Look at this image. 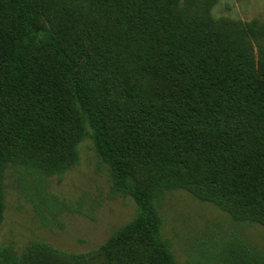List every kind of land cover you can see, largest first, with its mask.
<instances>
[{
  "label": "trees",
  "instance_id": "16d2710c",
  "mask_svg": "<svg viewBox=\"0 0 264 264\" xmlns=\"http://www.w3.org/2000/svg\"><path fill=\"white\" fill-rule=\"evenodd\" d=\"M89 1L0 0V222L6 163L74 161L87 113L115 187L138 204L99 261L176 264L156 237L162 187L264 224V51L186 21L177 0ZM97 9L100 26L84 18Z\"/></svg>",
  "mask_w": 264,
  "mask_h": 264
},
{
  "label": "rangeland",
  "instance_id": "374dc122",
  "mask_svg": "<svg viewBox=\"0 0 264 264\" xmlns=\"http://www.w3.org/2000/svg\"><path fill=\"white\" fill-rule=\"evenodd\" d=\"M177 8L186 21L210 25L252 55L264 51V0H177ZM94 12L84 18L96 16L100 26L103 14ZM84 24L79 22V31L89 39ZM85 117L87 134L74 161L46 168L16 157L4 166L0 264H31L33 258L40 264H106L94 252L136 218V199L115 187L93 119ZM152 198L156 237L176 264H264V224L236 217L180 186L162 187Z\"/></svg>",
  "mask_w": 264,
  "mask_h": 264
}]
</instances>
